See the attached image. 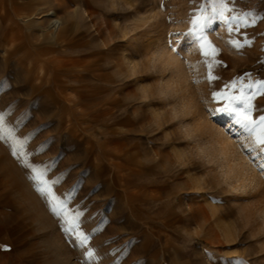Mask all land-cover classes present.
Masks as SVG:
<instances>
[{"label": "rangeland", "instance_id": "1", "mask_svg": "<svg viewBox=\"0 0 264 264\" xmlns=\"http://www.w3.org/2000/svg\"><path fill=\"white\" fill-rule=\"evenodd\" d=\"M224 2L197 41L212 0H0V264H264V160L216 111L264 115V0Z\"/></svg>", "mask_w": 264, "mask_h": 264}, {"label": "snow or ice", "instance_id": "2", "mask_svg": "<svg viewBox=\"0 0 264 264\" xmlns=\"http://www.w3.org/2000/svg\"><path fill=\"white\" fill-rule=\"evenodd\" d=\"M215 6H211L212 16L208 17L207 14H202L201 16L193 19L192 23L197 27L191 29L188 33H176L170 34L177 35L182 37H194L197 41H200L202 37L197 35V31H203L205 23L211 22V19H222L226 25H228V31L232 32L233 27L229 24L228 18L225 17L224 13L227 9V5L224 0H212ZM203 13V9H201ZM233 20L237 19V17H232ZM171 43V41H170ZM237 47H240L236 41H232ZM176 49L173 48V51ZM207 53H205L206 55ZM209 79H212L210 76ZM251 87V86H250ZM257 92L256 94H264V81L256 82ZM220 97L219 93H213V98L217 99ZM233 101L238 102L240 107L236 106H226L224 108L217 109L216 111L226 113L228 116L232 117L235 125H239L243 134H246V139L249 141L247 144H243V147L248 151L251 155L255 153L262 160H264V115H260L257 119L252 118L253 106L251 104L252 97H233ZM3 118L0 117V122H2ZM13 155H16V152H13ZM23 163L25 167L30 168L33 173L30 176V179L36 182V191L46 199L49 204H59L60 210L57 207H52L51 211L57 216H61L64 219V223L66 225L64 231L66 233H72L74 235V242L78 244V246L85 249V256L88 260H92L95 257V253L88 248L89 237L85 234L84 230L81 228V221L79 220L80 213L76 212L72 216L71 222L68 220V216L65 214L66 210L63 209L62 202L59 201V197H56L52 192V186L54 184L59 183V179L55 180H47L45 179V171L38 169L32 164H29L27 160H24ZM261 174H264V163H259L258 165ZM238 264H244L243 261H239V258H236Z\"/></svg>", "mask_w": 264, "mask_h": 264}, {"label": "bare ground", "instance_id": "3", "mask_svg": "<svg viewBox=\"0 0 264 264\" xmlns=\"http://www.w3.org/2000/svg\"><path fill=\"white\" fill-rule=\"evenodd\" d=\"M48 15L53 17V19L51 20V27H52L51 33L53 35V39H55V40L57 39L58 40L59 36H61V35H59V32H60V29H62L61 28L62 21H61V19L55 17L56 16V12L54 10L49 11Z\"/></svg>", "mask_w": 264, "mask_h": 264}]
</instances>
